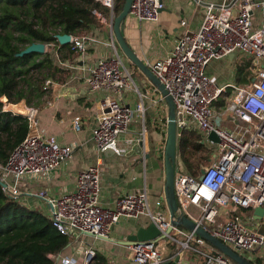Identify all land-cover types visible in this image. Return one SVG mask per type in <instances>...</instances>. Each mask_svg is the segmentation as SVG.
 I'll use <instances>...</instances> for the list:
<instances>
[{
    "label": "built area",
    "instance_id": "2783aa9c",
    "mask_svg": "<svg viewBox=\"0 0 264 264\" xmlns=\"http://www.w3.org/2000/svg\"><path fill=\"white\" fill-rule=\"evenodd\" d=\"M95 1L113 10L116 0ZM256 5L255 0L208 4L200 29L184 34L169 54L147 67L175 103L178 137L180 131L195 128L204 143L217 147L210 165L199 176L176 171V217L186 216L238 253L251 256L259 253L260 259H264V235L250 223H244L241 216L233 214L236 208L250 211L264 208V24L254 30L252 17ZM164 8V0H132L129 15L141 22H158ZM94 14L99 23L110 24L113 30L114 21L110 23L96 10ZM98 42L88 35L72 37L70 44L73 51L83 55L87 53L88 45ZM234 53L255 63L257 75L249 86H219L206 74L212 61L225 59ZM88 72L86 83L91 91L105 94L92 131L93 141L99 150L118 148L120 137L131 132L137 118H144L145 100H150L156 124L166 134L167 103L157 88L139 92L115 49L97 61ZM51 84L47 81L45 90ZM130 88H134L141 98L135 108L120 101L119 96ZM228 89L231 93L227 95ZM154 93L156 96L152 98ZM222 99L223 104L217 107ZM22 116L28 120L29 133L11 152L6 164H0V182L4 184L1 187L8 197L23 205L27 204L29 196L43 200L48 211L46 216L64 236L71 238L90 234L97 239H113L112 230L122 219L137 221L148 218L159 228L162 236L127 246L132 264L172 261L174 257L168 259L164 253L170 244L175 243L181 247L182 261L190 260L182 257L183 251L188 250L193 252L191 259L198 254L204 258L205 264H236L194 231L174 226L168 206L164 208L162 201L157 202L155 210L152 209L146 191L126 194L112 207L104 206L100 166L81 172L76 187L58 198L23 191L24 180L50 177L60 169L73 157V147L61 145L55 137L37 131V108L30 107L29 113ZM82 125V118L73 119L75 131L79 132ZM212 132L219 138V143L209 140ZM145 133L144 128L137 137L127 138L125 143L130 147H140ZM164 149L165 144L161 148L163 156ZM119 150L120 154L122 151ZM192 209L197 211L196 215ZM227 215L231 216L224 220ZM169 229L171 231L167 232ZM193 243L202 246L203 250L194 249ZM59 257L61 264L78 263L74 258H62L61 254L51 255L54 262ZM95 259L96 250L90 246L84 253L83 264H92Z\"/></svg>",
    "mask_w": 264,
    "mask_h": 264
},
{
    "label": "crops",
    "instance_id": "0c3cea01",
    "mask_svg": "<svg viewBox=\"0 0 264 264\" xmlns=\"http://www.w3.org/2000/svg\"><path fill=\"white\" fill-rule=\"evenodd\" d=\"M164 1L165 8L161 12L158 22H141L128 15L122 25V33L127 44L147 66L169 54L184 34L195 33L200 29L208 4H221L230 0ZM255 2L257 5L252 20L253 27L257 30L264 24V0H255ZM108 10L105 17L109 16L108 21L111 23L116 15L114 9ZM90 36L95 37L99 42L88 45V51L83 55L80 53L71 54L69 50L62 49L59 42V45L45 44V53L48 48H52V53H49L54 64L64 72L57 74L55 80H51L52 84L45 94V102L39 107L37 131L46 136L55 137L61 145L73 147V157L50 177L41 176L24 180L21 189L32 194L45 193L48 198L52 199L58 198L61 194L72 191L76 187L77 178L81 172L91 167L100 166L103 171L104 206L112 207L118 198L126 194L146 191L152 209L155 210L159 201H162L164 208H167L166 173L164 156L161 151L165 144L166 134L156 124L155 112L150 100L144 101V118H137L131 132L120 137L118 146L122 151L120 154L117 152L118 148L99 150L93 141L92 131L96 126L100 104L105 94L91 91L86 83V78L88 70L97 61L115 49L134 78L139 92L154 91L156 87L118 47L110 24L100 23L92 30ZM64 53L66 55H63ZM206 74L219 86H244L241 84L242 82L249 81L250 85L256 77L257 68L252 59L236 54L232 58L228 56L225 59L212 61L206 69ZM230 93L231 89H228L227 95ZM155 96L156 93L152 94V98ZM119 97L121 102L131 108H135L141 101L139 93L134 88L127 89ZM223 102L222 99L217 103V107H220ZM75 117H80L83 120L79 132L75 131L73 127ZM144 128L146 133L144 141L141 143V150V146L130 147L125 143L127 138L137 137ZM193 130L197 131L195 128ZM205 144L212 159L217 147ZM176 171L181 172L178 150ZM27 200L39 205V210L48 216L47 206L43 200L32 196H29ZM26 206L35 209L29 204ZM191 212L197 214L195 209H192ZM233 214L240 216L239 213H236V209ZM230 216L227 215L224 220ZM250 219L251 214L248 217L251 225ZM150 224L148 218H141L137 221L122 219L112 230L111 238L114 242L91 236L71 237V246L69 245L70 247L68 246L60 253L61 257L74 258L77 260V264H83L84 253L92 246L96 250V259L92 264H132L127 246L119 242L126 241L130 235L136 234L139 228L148 227ZM178 239L181 238L178 237ZM192 247L196 250H203V247L196 243H193ZM180 250L181 247L177 243L170 244L164 254L169 259L175 257ZM192 254V251L185 250L182 257H185L186 260L190 259V264H205L204 258L198 254H195L196 257L191 259ZM252 258L256 264L261 256L259 253H255ZM54 263L61 264V258H57Z\"/></svg>",
    "mask_w": 264,
    "mask_h": 264
},
{
    "label": "trees",
    "instance_id": "16d2710c",
    "mask_svg": "<svg viewBox=\"0 0 264 264\" xmlns=\"http://www.w3.org/2000/svg\"><path fill=\"white\" fill-rule=\"evenodd\" d=\"M125 0H116L114 13L123 9ZM108 13L95 0H0V98L6 96L8 107L34 95L41 98L44 86L31 80L33 70H46L42 83L63 73L49 52L20 54L34 43L59 45L57 35L84 37L100 23L94 11ZM71 54V44L62 45ZM29 94V96H28ZM0 101V164L5 165L11 152L28 136V120L2 109ZM201 134L182 130L178 137L180 171L198 176L210 164L211 153ZM71 239L60 233L40 210L30 209L8 197L0 185V264H55L51 255L62 253ZM256 264H264L258 259Z\"/></svg>",
    "mask_w": 264,
    "mask_h": 264
},
{
    "label": "water",
    "instance_id": "95a60500",
    "mask_svg": "<svg viewBox=\"0 0 264 264\" xmlns=\"http://www.w3.org/2000/svg\"><path fill=\"white\" fill-rule=\"evenodd\" d=\"M132 0H125V4L123 6L122 11L115 17L113 33L116 37V41L118 46L124 55L150 80V82L155 86L158 91L161 93L165 102L169 108L168 114V124H167V132L165 139V149H164V168H165V195L166 202L168 206L169 215L172 221V224L177 227H183L189 231H194L198 236L206 240L208 243L213 245L220 252L225 254L227 257L232 259L236 264H255L253 262V258L249 253H238L231 248L227 247L220 240L212 236L210 233L205 231L202 227L195 224L193 221L188 219L186 216L176 217V213L178 211V202L175 194V174H176V159H177V146H178V130L176 124V106L172 99V97L168 94L164 85H162L159 80L153 75L151 70L145 65L137 56V54L129 47L127 44L124 35L122 33V25L129 15L130 7ZM58 42L61 45H67L71 42V35H57L56 36ZM46 51V45L43 43H34L27 47L20 56L30 53H40L43 54ZM209 140L214 143H219L220 140L217 135L212 132L209 134ZM204 173V171H202ZM1 186H4L2 182H0ZM177 218V220L175 219ZM250 222L253 224L264 222V208L260 207L254 209L251 212ZM258 226V225H257ZM254 229H258V227H253ZM169 229L167 232H170ZM87 236H91L90 234H86ZM162 236V232L159 228L151 223L148 227H141L138 229L136 234L130 235L127 241L119 242L122 245L129 246L132 244H137L138 242H145L158 239ZM102 240L114 242L113 239H103ZM116 242V241H115ZM118 243V244H119ZM165 264H190L189 261H182L180 258V254L176 253L173 261H168Z\"/></svg>",
    "mask_w": 264,
    "mask_h": 264
},
{
    "label": "rangeland",
    "instance_id": "374dc122",
    "mask_svg": "<svg viewBox=\"0 0 264 264\" xmlns=\"http://www.w3.org/2000/svg\"><path fill=\"white\" fill-rule=\"evenodd\" d=\"M104 17V16H103ZM116 17V16H115ZM115 17H114V19H115ZM105 19H108L109 18V16H106V17H104ZM256 29V28H255ZM254 29V30H255ZM118 45V44H117ZM119 47V46H118ZM52 48H48L47 49V52H51L52 53ZM46 52V53H47ZM44 54V53H43ZM63 55H66V53H64ZM229 56H231V58L233 57V56H236V54L234 53V54H231V55H229ZM250 71H252V70H250ZM249 71V72H250ZM254 72H255V70H253ZM47 75V71L44 69V70H40V71H36V70H33V72H32V78H31V80H32V82L34 83V84H36L37 86L40 84V86H44V88H45V86H46V82L43 84L42 83V81L44 80V77ZM257 75V74H256ZM242 85H244V86H249V81L248 82H242L241 83ZM46 92L47 91H45V94H46ZM45 94L41 97V98H37V97H35L34 95H30V97L32 98V102H31V104H28V102L26 101V100H24V101H22L21 102V104H19V106H22V105H27L28 106V108H30V107H35V108H37L38 109V111H39V107L40 106H42L43 104H44V102H45ZM28 96H29V94H28ZM4 97L5 98H7L6 96H2L1 98H0V101L3 103V106H2V109H3V111H5V109L6 110H8L10 107L8 106V107H6L5 108V106H6V103H5V101H4ZM8 99V98H7ZM8 102H10L9 100H8ZM11 103V102H10ZM14 105H17V104H14ZM40 112V111H39ZM13 114H15L16 115V113H14V112H12ZM18 115V114H17ZM19 115H21V114H19ZM193 130V129H192ZM209 165H207V167H208ZM26 203L27 204H29L30 206H32L33 208H35V210H39L40 209V206L39 205H37V204H35L34 202H32L31 200H26ZM42 211V210H41ZM252 212V211H251ZM251 212L250 211H245V210H242V209H240V208H236V213L238 214H240V216H241V218H242V221L244 222V223H248L249 224V220H248V217L250 216V214H251ZM258 225V226H257ZM252 228L253 227H258V232L260 233V234H263L264 235V222H260V223H256V224H251L250 225ZM71 246V245H70ZM69 246V247H70ZM74 248V247H73ZM128 254H129V252H128Z\"/></svg>",
    "mask_w": 264,
    "mask_h": 264
},
{
    "label": "bare ground",
    "instance_id": "6f19581e",
    "mask_svg": "<svg viewBox=\"0 0 264 264\" xmlns=\"http://www.w3.org/2000/svg\"><path fill=\"white\" fill-rule=\"evenodd\" d=\"M4 101L7 104L8 103V99L4 97ZM10 108L8 109V111L14 112L16 114H22V115H27L29 113V108L27 105H22L19 106L18 105H10Z\"/></svg>",
    "mask_w": 264,
    "mask_h": 264
}]
</instances>
